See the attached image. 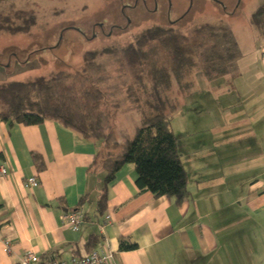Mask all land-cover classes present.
I'll use <instances>...</instances> for the list:
<instances>
[{"label":"crops","instance_id":"0c3cea01","mask_svg":"<svg viewBox=\"0 0 264 264\" xmlns=\"http://www.w3.org/2000/svg\"><path fill=\"white\" fill-rule=\"evenodd\" d=\"M257 39L250 56L240 49V80L225 78L218 112L210 113L209 99L208 129L193 142L176 134L189 177L181 204L139 192L134 166L125 164L109 187L106 224L83 222L72 231L63 215L80 196L97 192L99 174L89 170L95 147L56 122H0V167L7 172L0 177V264H18L29 252L39 263L50 256L69 262L100 248L113 252L109 264H264V36ZM244 77L254 88L241 92ZM237 89L238 110L227 112L231 104L222 103ZM29 177L40 185L26 187ZM83 210L94 220L93 203ZM120 239L136 247L120 251Z\"/></svg>","mask_w":264,"mask_h":264},{"label":"trees","instance_id":"16d2710c","mask_svg":"<svg viewBox=\"0 0 264 264\" xmlns=\"http://www.w3.org/2000/svg\"><path fill=\"white\" fill-rule=\"evenodd\" d=\"M4 1L0 0V36L29 34L37 23L35 12L13 6L4 8ZM250 24L260 37L264 36V3L251 14ZM159 48L165 49V56H157ZM122 52V68L116 70L115 76L118 84L125 87V102L118 109V102H110V107L105 100L104 96L110 93L98 88L106 82L95 72L99 67L97 58L108 53L105 49L83 52V67L76 74L70 72L71 78L54 72L47 77L0 84V122L27 126L56 122L95 147L89 170L92 175L99 174L97 192L94 196L88 192L80 196L75 209L83 210L93 203L95 218L91 220L83 210V222L105 223L109 187L125 164L134 166L139 192H150L154 198H174L177 204L188 198V172L171 127L177 103L169 94L177 83L174 88L186 96L192 86L188 80L198 60L207 80L228 76L234 82L242 56L232 30L223 23L194 28L193 40L172 27L151 25L137 33ZM194 101L190 97L184 106ZM126 110L139 114L140 124L135 125L133 135L122 123L121 114ZM36 163L38 168L42 166L39 157ZM96 241L95 236L90 238L87 246ZM135 247L125 239L119 240L120 251ZM48 259L55 258H45Z\"/></svg>","mask_w":264,"mask_h":264},{"label":"rangeland","instance_id":"374dc122","mask_svg":"<svg viewBox=\"0 0 264 264\" xmlns=\"http://www.w3.org/2000/svg\"><path fill=\"white\" fill-rule=\"evenodd\" d=\"M263 3L264 0H6L2 7L30 9L35 12L37 23L29 34L0 36V84L47 77L54 72L63 76L70 72L76 74L83 67V52L105 49L108 53L97 58L99 70L95 72L106 82L98 88L105 94L110 93L104 96L105 100L110 107L118 102V109L125 102L122 96L125 87L118 84L115 72L124 56L122 49L141 30L151 25L172 27L193 40L194 28L223 23L234 32L243 56H250L254 38L261 39L250 24V17ZM165 53V49L159 48L157 56H165ZM225 78L207 80L198 60L188 80L191 89L185 97L174 88L177 83L173 84L169 96L177 103V109L172 115L171 127L175 134L180 132L182 141L193 142L208 129V101L211 100L214 108L210 113L217 111L220 105L216 95L222 91ZM243 80L247 82L241 92L254 88L250 77ZM230 93L222 104H231L227 112L237 111L238 107L232 104L241 100L238 89ZM190 97L195 98L194 103L191 101L189 106H184ZM200 106H204L201 111ZM121 115L122 123L133 135L135 125L140 124L139 114L126 110Z\"/></svg>","mask_w":264,"mask_h":264},{"label":"built area","instance_id":"2783aa9c","mask_svg":"<svg viewBox=\"0 0 264 264\" xmlns=\"http://www.w3.org/2000/svg\"><path fill=\"white\" fill-rule=\"evenodd\" d=\"M7 174L6 170L0 167V177ZM40 185L36 177H29L25 180V186L36 188ZM83 210L77 209L66 212L63 215L64 225L70 228L72 231H77L80 225L83 223L82 220ZM108 220V216H105V222ZM106 224V223H105ZM113 260V252L104 248L90 252L88 255L72 259L69 262L59 259H48L39 263V258L29 252L22 255L19 259L18 264H109Z\"/></svg>","mask_w":264,"mask_h":264},{"label":"flooded vegetation","instance_id":"af4514ba","mask_svg":"<svg viewBox=\"0 0 264 264\" xmlns=\"http://www.w3.org/2000/svg\"><path fill=\"white\" fill-rule=\"evenodd\" d=\"M97 25H100L99 23H97ZM100 27V26H99ZM102 27V26H101Z\"/></svg>","mask_w":264,"mask_h":264}]
</instances>
